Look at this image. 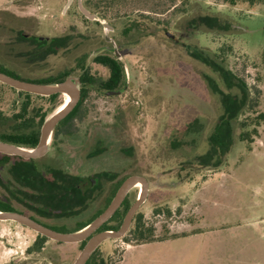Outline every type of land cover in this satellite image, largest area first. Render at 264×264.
Instances as JSON below:
<instances>
[{
    "label": "rangeland",
    "instance_id": "obj_1",
    "mask_svg": "<svg viewBox=\"0 0 264 264\" xmlns=\"http://www.w3.org/2000/svg\"><path fill=\"white\" fill-rule=\"evenodd\" d=\"M85 2L97 20L82 14L78 0L69 9L68 0H0V67L32 81L79 78L85 71L107 80L110 71L94 62L96 56L123 65V92L87 90L77 104L81 103L79 112L55 129L45 158L35 160L48 180L55 179L50 169H58L73 182L84 177L97 186L85 203L78 205L75 199L70 207L77 214L68 218H42L8 199L1 185L0 200L47 226L73 232L106 209L121 182L143 176L149 192L135 216L152 230L153 243H166L135 239L133 220L123 238L99 247V256L107 263L264 264V0L254 6L178 0V7L170 10L166 7L170 0H119L111 8L94 10ZM202 17L210 21L215 17L220 25L232 27L227 31L195 24ZM134 21L140 26L126 33ZM66 36L68 45L57 52L47 50L50 54L44 60L33 62L29 57L38 50L35 39ZM194 50L210 54L242 80L249 97L242 96L241 84L228 90L196 60ZM209 77L237 95L239 105L246 104L234 123V146L218 168L214 160H202L225 115ZM64 101L63 95L56 99L27 95L0 82V112L5 117L23 114L28 103L19 122L34 121L23 130L38 129L40 118H49ZM14 122L1 123L0 133L13 131ZM242 132L248 134L245 141L240 139ZM15 161L0 168L3 181L12 180L7 169ZM140 190L134 187L129 192L131 205ZM84 244L45 240L19 223L0 221V264H74Z\"/></svg>",
    "mask_w": 264,
    "mask_h": 264
},
{
    "label": "trees",
    "instance_id": "obj_2",
    "mask_svg": "<svg viewBox=\"0 0 264 264\" xmlns=\"http://www.w3.org/2000/svg\"><path fill=\"white\" fill-rule=\"evenodd\" d=\"M85 1H86L85 4L87 6L93 8V10H94V9H98L100 7H103V8H109L110 7L111 8V7L115 6V4H118L117 2L119 0H99V1H97L96 5L92 4V0H85ZM177 1L178 0H170L169 4L166 5L167 9L168 10H170L172 8L176 9L178 7L177 6L178 4L176 3ZM179 1H181L183 4L186 0H179ZM239 1L244 2V3L245 2L249 3L251 6H254L259 2V0H227V3H229L231 5H235ZM139 16L141 18L145 17L144 14H140ZM194 22H195V24H202V25L204 24V25H206V27H208L210 29H214L213 28L214 26H219V27H222L224 30L228 31L232 27L231 24L220 25L218 23L219 20L215 17L212 18L211 21L209 20V17H202L198 20H195ZM192 25L194 26L193 23H192ZM139 26H140L139 21H134L133 24L125 30V32L129 33L133 29H135L136 27H139ZM68 41H69V37H67V36L63 37V38H54V39L48 40V42H50L48 49L41 46L43 44H48V43L46 41L41 42L40 43L41 47L39 50L40 58L44 60L48 56V54H49L48 51L51 50V48H52V52H55V51L57 52L60 47H65L66 45H68ZM54 47H56L57 50ZM191 53H193L196 60H199L203 64L208 66L212 70V72L215 73L220 78V80L227 87L228 90H230L234 87L238 88L239 85L241 84L242 96H244V98L249 97L250 91L247 90L244 82L242 80H240L236 75H234L230 70H228L225 66H223L221 63L216 62V59H213L212 57H210V54L204 55V54H201V52H198L196 50L192 51ZM106 59L107 58L102 57V56L94 59L95 62L105 64L110 69L109 79L99 83L98 86H100V88L105 87L109 90H113L123 82L124 77H125L124 68H123V65L121 63H119L118 61L110 60V59L106 60ZM11 76L19 78L17 75H11ZM66 78H68V76L60 78V79L40 80V81H37L36 83H41V84L56 83V82H62ZM87 79H89L88 73H84L83 75H81V80L83 82L86 81ZM209 81H210V84L212 85L213 90L216 92L217 95H220L222 100H223V108L225 111V115L222 119H220V121L217 124L216 131L210 137V139H209L210 150L208 151V154L202 160L206 161L208 159H212V160H214V162H213V164L215 165L214 167L218 168L222 165L223 158L230 153L232 147L234 146V139L233 138H234V134H235V130H236V126H234V123L238 119V117L244 113L245 108H246V104L244 103L243 105H239L238 104V102H239L238 96L231 94L229 92H225L220 87V82L217 79H215L214 77H209ZM28 95H30V94H28ZM59 95L60 94L52 95L49 98L56 99ZM84 95H85V93L83 92L82 97ZM80 105H81V103L78 106H76L74 108V110L65 119H63L59 123V126H63L64 124H67L69 121H71L73 119V116L75 114H77V112H79ZM27 107H28V103L24 104V108L22 110L23 114H18L16 116L11 117V118H7L10 123L15 121L14 122L15 126L13 125V127H12L13 131L1 135V139L3 141L17 145V146L26 147V148H34L38 145L39 140H40V136H41V128H42L45 120L47 119V117L45 115H43L40 118V120L38 122V126H39L38 129L34 128V129H30V130H28V129L23 130L22 129L23 126L26 127L27 125H33L32 121H34V119L33 120L32 119L31 120L24 119L23 121L19 122L20 118H22L24 116V113L27 112ZM261 117L264 118V114H262ZM247 135H248L247 133L242 132L239 136H240V139L242 141H245L248 139ZM207 164H208V162L202 163V165H207ZM121 184H122V182L119 184L118 188L120 187ZM118 188H117V190H118ZM52 189H54V191H52ZM56 189H59V188L58 187L53 188L51 186L49 188V192L55 193V191H58ZM75 199H76V201H78V205L82 204L83 201H82V197L80 196L79 190L74 191L73 204L75 202ZM131 206L132 205L130 203V196L128 194L126 199L124 200L122 206L119 208V210L116 212V214L106 224H104V226H102L100 231L119 229L121 225L120 226H113L112 224L114 222H117V224L121 223V221L123 222L125 215L127 214L128 210L130 209ZM53 207H55L54 204H53ZM0 210L12 211V209L7 204H4L3 202H0ZM101 213H102V211L98 215H100ZM46 215H48V214H46ZM134 220H135V228L133 230H131V233L135 236V239L141 240L142 243H151V242L156 241V238L154 239L152 230H149V229L147 230L145 228V224L142 223V219L139 216H135ZM88 223H90V222H88ZM88 223L80 225L77 230L85 227ZM56 230L62 231V232H68V230L60 229V228H56ZM77 230H75V231H77ZM43 239L48 240V238H46V237H43ZM161 241H163V240H161ZM81 243L86 244V242H81ZM86 264H109V263H107V261L104 258H101L99 256V248H98L92 254V256L90 257V259L88 260V262Z\"/></svg>",
    "mask_w": 264,
    "mask_h": 264
},
{
    "label": "water",
    "instance_id": "obj_3",
    "mask_svg": "<svg viewBox=\"0 0 264 264\" xmlns=\"http://www.w3.org/2000/svg\"><path fill=\"white\" fill-rule=\"evenodd\" d=\"M73 2L74 0H68L66 9H69ZM78 5L80 11L87 19L97 20L96 15L84 6L83 0H78ZM105 28L111 29V26L105 23ZM115 53L117 56H120L116 49ZM0 82L18 90L19 92L22 91L45 97H50L56 94H68L71 97L70 102L63 110L56 111L45 120L41 129L40 140L36 147L29 149L0 140L1 153L11 156H19L25 159H36L45 156L49 151V145L51 144L52 135L56 127L74 110L81 99L82 94L80 89V78L68 77L62 82L41 84L22 80L0 71ZM107 94L113 95L116 94V92L112 91ZM94 182L95 180H93V184ZM137 184L141 185L140 194L125 215L120 228L117 230L99 231L102 226H104V224H106L116 214L129 192L136 187ZM148 192L149 183L145 177L134 175L126 178L118 188L116 194L106 209L95 219L90 221V223H88L85 227L73 232H62L52 229L32 217L17 211L0 210V221H13L19 223L37 232L39 235L59 243L71 244L86 242L83 250L74 262V264H86L92 254L105 241L110 239H121L129 232L136 213L147 200Z\"/></svg>",
    "mask_w": 264,
    "mask_h": 264
},
{
    "label": "flooded vegetation",
    "instance_id": "obj_4",
    "mask_svg": "<svg viewBox=\"0 0 264 264\" xmlns=\"http://www.w3.org/2000/svg\"><path fill=\"white\" fill-rule=\"evenodd\" d=\"M25 37H26L25 39L30 38L28 36H25ZM51 39L52 38H42V37L35 39L36 47H38L37 48L38 50H35L34 52H31L29 54V57L32 58L33 62L43 60L40 58V52H39L40 47L43 46L46 49H48L49 43H50V42H48V40H51ZM44 41H46L48 44H43L40 46V43L44 42ZM107 41H109V39H107ZM54 48L57 50L56 47H54ZM110 49L111 50L114 49V52H115V48H110ZM49 51L51 53L52 48ZM115 55H117V54L115 53ZM100 56L104 57L103 55H99V56H96L95 58L100 57ZM95 63H97V62H95ZM97 64L105 66L109 69V67L106 66L105 64H101V63H97ZM0 71L4 72V73L7 72L6 74H8V75L9 74L15 75L13 73H10L9 71H7V69H5L3 67H0ZM109 71H110V69H109ZM84 73L89 74V72H86V71ZM124 74H125V71H124ZM18 77H19V79H22V80H26V81H30V82H37V81L24 79L20 76H18ZM79 78L81 80V75ZM103 81H106V80L98 79V78L91 76L89 74V79H87L84 82L81 80V84H80L81 94L83 95V92L86 94L87 90H89L90 88H95V87L100 89V90H104L106 93L112 92V91L116 92V94H113V95H120L123 92V90H122V88H120V86L125 81V77H124L123 82L113 90H109L105 87L100 88V86H98V84L103 82ZM24 93H26L27 95L30 94L27 92H24ZM33 95H35V94H33ZM82 95H81V98H82ZM64 97H65V101L59 108L63 107L67 103L68 96L65 95ZM4 122H9V121H8L7 117H5L2 112H0V125H1V123H4ZM5 133H9V132L0 133V140L1 141H3L1 139V135L5 134ZM3 142H5V141H3ZM0 155H1L0 156V168L7 167L10 164L11 160H13V159L16 160L7 169L8 170L7 171L8 176L12 180L9 179L8 181H3L0 178V185L6 191L8 199L11 200V198H13L17 202H20L23 205H26L27 207H29V209L36 212V214L42 218H49V216H54V215H55V218H61V217L68 218V217H72L74 214L76 215L77 212L73 213V211L71 210V207H70L73 204L74 191L75 190L80 191V196L82 197V201H83L82 203H85V201H86L85 198L88 195V193L90 191H92V189H94L95 186H97V185L93 184V180H90L89 178H84V177L83 178L79 177V179L76 182H73V179L69 178L65 174V172H63L62 170H58V169H50V172L54 176L55 179H53V181L48 180L46 177H44V175L41 171V167L38 166L37 163L35 162V160H41V159L45 158V156L47 154L41 158H36V159H25V158H22L19 156H11V155H7V154L1 153V152H0ZM59 177H61L62 179ZM42 186L45 189V190H43L44 194H43V192H41ZM51 186L53 188L58 187L59 189H56L58 191H55V193L49 192V188ZM137 187L140 188V186H137ZM26 189L29 190L30 192L29 191L27 192ZM3 201L0 200V202H3ZM110 202L111 201H109L108 205L110 204ZM3 203L7 204L12 209V211H17V212L22 213L21 211L12 207L10 202L4 201ZM53 204L55 205V207H53ZM23 214H24V212H23ZM46 214H48V215H46ZM29 217H32V216H29ZM32 218L41 223V221H39L37 218H34V217H32ZM43 225H45V224H43ZM45 226H47V225H45ZM48 227H50V226H48ZM50 228L56 230V228H53V227H50Z\"/></svg>",
    "mask_w": 264,
    "mask_h": 264
},
{
    "label": "bare ground",
    "instance_id": "obj_5",
    "mask_svg": "<svg viewBox=\"0 0 264 264\" xmlns=\"http://www.w3.org/2000/svg\"><path fill=\"white\" fill-rule=\"evenodd\" d=\"M65 95L68 96L67 103H66L63 107L59 108L57 111L63 110V109L67 106V104L70 102L71 97H70L68 94H64L63 96H65ZM66 98H67V97H66ZM137 186H140V189H141V185H140V184H137L136 187H137Z\"/></svg>",
    "mask_w": 264,
    "mask_h": 264
},
{
    "label": "crops",
    "instance_id": "obj_6",
    "mask_svg": "<svg viewBox=\"0 0 264 264\" xmlns=\"http://www.w3.org/2000/svg\"><path fill=\"white\" fill-rule=\"evenodd\" d=\"M164 243H166V242H158V243H153V242H151V243H148V244H164ZM148 244H146V245H148ZM145 245V246H146Z\"/></svg>",
    "mask_w": 264,
    "mask_h": 264
}]
</instances>
